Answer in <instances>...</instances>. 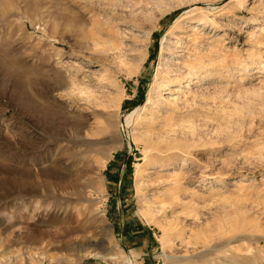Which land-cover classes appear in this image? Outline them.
I'll return each instance as SVG.
<instances>
[{
	"label": "rangeland",
	"instance_id": "1",
	"mask_svg": "<svg viewBox=\"0 0 264 264\" xmlns=\"http://www.w3.org/2000/svg\"><path fill=\"white\" fill-rule=\"evenodd\" d=\"M119 199L135 264H264V0H0V264H126Z\"/></svg>",
	"mask_w": 264,
	"mask_h": 264
},
{
	"label": "bare ground",
	"instance_id": "2",
	"mask_svg": "<svg viewBox=\"0 0 264 264\" xmlns=\"http://www.w3.org/2000/svg\"><path fill=\"white\" fill-rule=\"evenodd\" d=\"M246 6V5H245ZM163 51V49H162ZM165 62H171L169 59H165ZM159 72V71H158ZM156 78H157V74H156ZM65 85V80L64 77L61 75H58L53 83L54 88H62ZM114 85V84H113ZM119 86H117L118 88ZM122 87V86H121ZM187 87V86H186ZM177 93V89L175 91ZM120 94H122L123 92H119ZM118 93V97L119 94ZM151 95V94H149ZM122 97V96H121ZM30 98V97H29ZM26 100V103L28 105V107L35 113L41 114L40 116L45 118V119H49L51 118L52 115H54L53 111H51V109H49L46 106H42L36 99L34 98H30V99ZM119 100L121 101V98H119ZM123 100V99H122ZM151 96H149V99L147 101V105L151 104ZM146 105V106H147ZM145 106V107H146ZM90 109L93 112H96L97 110L90 107ZM137 111H134L127 119V123L128 125L132 124V117L133 115H135ZM138 113V112H137ZM82 119V123H77L76 125H74V134L76 135V137L78 139H81V135L84 134V128H85V120ZM133 125V124H132ZM64 128V126H63ZM62 131H59V134H61ZM58 140V139H57ZM53 172L50 170H47V174H52ZM46 174V175H47ZM53 175V174H52ZM56 176V175H55ZM15 184H16V190L14 193V197L15 199H17L18 201H20V203L26 207H30L33 202L37 201L40 198V190H41V186H36L33 184V182L30 179V176H26L24 174H20L16 179H15ZM50 189L48 190V197L51 194L50 193ZM47 197V198H48ZM43 201V200H42ZM56 221V218L49 220V223H54ZM44 235H38V234H31L28 235L27 240L30 243H36V244H41L44 240ZM27 243V242H26ZM95 246V245H94ZM129 259L126 261V264H135L134 260L131 259L130 254H126ZM107 258V257H106ZM110 258V257H109ZM103 259V258H102ZM188 262V261H187ZM190 262V261H189ZM184 263V262H183ZM187 264H192V263H187Z\"/></svg>",
	"mask_w": 264,
	"mask_h": 264
},
{
	"label": "water",
	"instance_id": "3",
	"mask_svg": "<svg viewBox=\"0 0 264 264\" xmlns=\"http://www.w3.org/2000/svg\"><path fill=\"white\" fill-rule=\"evenodd\" d=\"M126 163H127V161L125 162V165H126ZM118 202L120 203L119 204V212H120L121 239H122V242H123V249L128 253V250L124 246L125 236H124V229H123V219H122V216H121V202H120V199H119Z\"/></svg>",
	"mask_w": 264,
	"mask_h": 264
},
{
	"label": "crops",
	"instance_id": "4",
	"mask_svg": "<svg viewBox=\"0 0 264 264\" xmlns=\"http://www.w3.org/2000/svg\"><path fill=\"white\" fill-rule=\"evenodd\" d=\"M124 224V223H123ZM120 228H121V226H120ZM124 229V228H123ZM124 236H125V229H124Z\"/></svg>",
	"mask_w": 264,
	"mask_h": 264
}]
</instances>
